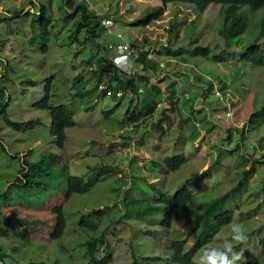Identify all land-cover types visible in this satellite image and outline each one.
<instances>
[{"label":"rangeland","instance_id":"rangeland-1","mask_svg":"<svg viewBox=\"0 0 264 264\" xmlns=\"http://www.w3.org/2000/svg\"><path fill=\"white\" fill-rule=\"evenodd\" d=\"M75 1L85 2L91 10L113 20L115 33H122L135 47L155 45L160 59L165 62V67H160V74H150L141 62L134 63L132 72L151 75V82L165 91L154 115L140 123H128L125 120L128 111L150 101L155 93L142 86L140 100L133 99L135 95L130 93L118 96L114 90L110 95L103 94L110 84V76H104L98 83L92 72L98 68V60L103 54L116 63L117 46L123 42L116 34L107 32L102 22L104 17L100 16V21L105 31L100 33L98 28L95 29L96 42L92 41L96 35L88 34L87 29L77 34L80 40L75 41L80 18L66 19L69 13L66 0H0V139L4 142L3 147L0 146V189L6 193L11 182L20 176L25 152L32 153L31 160L57 152L60 163H66L72 175L82 178H88L104 165L118 169L104 177L90 193L71 199L65 207L68 226L59 241L48 238L53 221L51 199L46 207L48 210H27L36 212L42 221L29 227L30 230L20 229L17 222H8L12 220L6 219L7 214L0 213V220L4 219L0 226V264H25L36 257L54 259V256L62 264H86L81 245L89 239V233L80 228V222L89 212L106 208V212L114 213V219L101 222L100 235L104 233L112 245V264H134L137 260L138 264H171L161 230V216L127 213L122 206L124 189L136 193L137 198L152 199L153 193L137 190L131 182L156 183L175 194L189 186L190 178L206 174L200 186L194 188L196 193L217 195L226 192L252 168V159L247 161L242 151L237 150L240 144L247 147L243 149L245 154L261 159L255 174L251 175L249 189L241 195L242 201L239 208L237 204L233 222L245 228L248 242L232 241V244L242 255L236 264L255 261L263 253L258 239L264 236V192L259 195L264 190V140L263 145L260 144L264 139V127L253 131L246 128V124L252 113L264 104V68L248 65L238 55L252 36L244 35L239 45L238 39H234L228 46L217 32L222 26L220 5L211 6L202 14L190 4H171L160 20L147 27H136L133 23L162 4L157 0ZM42 5L47 7L52 18L48 51L44 49L46 44L40 34ZM17 13L19 17H16ZM198 46L210 47L209 55H198L195 52ZM107 47L109 51H105ZM166 50L176 51L177 57H169ZM223 52L227 56L221 60L215 58ZM79 74L83 75L84 83L75 86ZM50 78H53L54 105L76 108L77 125L67 129L64 151L55 150L53 146L49 113L35 107V103L42 100ZM210 83H213V89L208 92ZM173 90L176 96H173ZM77 91L85 94L73 99ZM172 101L176 103L174 111L170 110ZM91 107L94 109L89 110ZM164 111L171 117V120L163 121L165 135L157 126ZM108 113L111 115L106 118ZM6 117L16 122L38 123L19 131L7 124ZM229 130L233 131L232 137ZM244 130L248 139L242 141ZM257 146L259 152H255ZM183 152L189 162L177 171L148 167L155 161L162 163L166 155ZM219 158L221 164H215ZM125 179L126 185H118ZM0 204H6L3 206L6 213L10 206L5 201ZM233 224L206 245L196 256V261L200 262L205 250L221 248L225 241H231ZM11 226L14 227L12 230L8 228ZM173 227V237L184 233L177 218ZM29 236L33 239L29 240ZM15 246L19 247L18 251L14 250ZM103 248L100 246V250ZM154 257L161 260L155 262ZM145 258L150 261L146 262Z\"/></svg>","mask_w":264,"mask_h":264},{"label":"trees","instance_id":"trees-1","mask_svg":"<svg viewBox=\"0 0 264 264\" xmlns=\"http://www.w3.org/2000/svg\"><path fill=\"white\" fill-rule=\"evenodd\" d=\"M162 6L155 8L148 12L142 19L137 20L134 24L136 27H147L160 20L166 8L171 4H190L197 8L200 13H205L211 6L220 5L222 7L219 16L222 19V26L218 27L217 32L230 46L231 41L238 39L236 43L239 45L244 35L252 36L251 41L244 45L238 55H241V59L248 65L255 68H264V0H157ZM66 7L69 11L67 20L80 18L77 24L76 34H74L75 41H79V34L85 29L88 30V34L94 35L96 28L99 32H104L105 28L101 27L100 15L89 8L85 2L77 3L75 0H66ZM40 34L44 40V49L48 51V41L51 37L50 28L52 26V18L48 13L46 6L42 5L40 13ZM78 34V35H77ZM92 41L96 42L97 34ZM178 35L175 40H177ZM134 46V45H133ZM210 47L198 46L195 52L201 56L209 55ZM105 51H109V48H105ZM242 51H245L243 54ZM169 57L176 58L177 52L166 50L164 51ZM76 54H79L77 52ZM158 55H160L158 51ZM78 56V55H77ZM146 53L142 54L141 59L138 62L143 63L146 68L149 69L150 74H160V65L155 61H148ZM218 60H221L227 53L223 52L215 55ZM97 58V55L93 59ZM175 60V59H174ZM98 68L92 72L97 77L98 83L104 76H110V84L102 91L103 94L109 95L114 90L118 96L125 94L135 95V98L141 99V87H146V90L153 91L155 96L150 101L145 102L142 105H138L133 110L128 111L125 116V120L128 123L135 124L140 123L145 118H148L155 114L158 106L160 105V97L164 93V89L157 84H154L150 80L149 74H129L122 71L113 58L103 54L98 60ZM121 73V74H120ZM51 79V80H50ZM48 79V83L44 89V96L41 101L35 103L36 109H42L49 113L51 118V136L53 138V146L55 150H65L67 144V129L74 128L77 125L75 120L76 108L67 107L65 105H54L53 101V78ZM115 82V84H113ZM83 75L79 74L75 80V86L83 84ZM97 89L99 85L97 84ZM169 88V87H167ZM145 89L143 91H145ZM213 89V83L209 84L208 92ZM85 94L77 91L73 94V99L77 96ZM173 96H176L175 90H173ZM176 103L171 102L170 110H175ZM91 107L89 110H93ZM6 111V107H3ZM2 111L0 110V114ZM163 118L158 123V130L165 135L166 129L162 127L163 121L171 120V117L164 111ZM110 113L106 115V118L110 117ZM5 121L9 126H14L17 130H22L25 126L33 127L38 121L28 122H16L6 117ZM187 122L189 121L186 120ZM251 128L253 131L260 130L264 127V104L257 110H255L250 120L246 124V128ZM242 141L248 139L246 137V130L243 131ZM229 135L233 136V131L229 130ZM230 141L232 138L229 139ZM264 139L260 140L262 144ZM4 142L0 139V146L3 147ZM244 145H238L237 150L243 153V158L247 161L252 159L253 164L250 170H246L242 179L238 184L229 189L226 192L214 193H196L194 188L200 186L206 174L197 175L190 178L187 183L189 186L180 189L175 194L168 193L164 187L157 185L156 183L148 185L142 184L137 180L132 181V185L140 191H147L153 193V198H137L136 193H129L124 189V196L122 206L127 213H136L144 217L149 216H161V230L163 233L164 244L168 249V256L171 264H200L196 261V256L205 248L206 245L212 243L216 236H218L225 227L233 224L236 216L239 203L242 201L241 195L244 191L249 189V180L251 175L255 174L260 159H256L254 156L250 157L243 152ZM262 147V146H261ZM247 148V147H246ZM260 147H255V152H259ZM241 150V151H240ZM230 154H233L231 151ZM32 153L25 152L23 154V169L20 176L13 182H11L9 189L4 193L0 189V202L5 201L10 206L6 208L4 212L3 206L6 204H0V213L7 214L6 219L12 220L8 222H17L18 226L29 229L31 226H36L37 222L42 223L36 212H29L27 210L39 211L48 210L46 208L49 200L53 201V206L50 209V215L52 217L51 227L48 231L49 239L51 241H59L63 238L68 226V218L65 207L76 195H86L90 193L101 180L114 174L118 169L115 166L104 165L94 174L88 178H82L74 176L69 171V166L66 163H60L61 158L54 152L51 156L46 154L41 155L35 160H31ZM220 159V158H219ZM218 159V160H219ZM264 159V155H262ZM246 161V162H247ZM189 162V157L183 152L178 155L169 156L166 155L162 163L152 162V167L162 170H174L177 171L185 164ZM221 159L215 164H221ZM240 163V162H239ZM215 165L209 168V171L214 168ZM146 171L149 169L146 166ZM207 171V172H209ZM206 172V173H207ZM120 181L118 185L123 187L127 183ZM150 189V191H148ZM146 192V193H147ZM264 192L261 191L259 195ZM236 199V202H233ZM238 204V208H237ZM105 210L95 209L89 212L88 216L82 217L80 222V228L84 232L89 233V239L81 246L85 250L84 258L86 264H112L114 262V254L112 251V245L107 242V237L104 233L100 235V224L102 221L109 219L113 221V212H106ZM33 215L30 217L29 215ZM177 218V223L182 225L184 233L182 235L177 234L173 237L171 235L174 230L173 223ZM0 220V226H2ZM114 222L112 223V225ZM12 230L14 227H8ZM30 230V229H29ZM32 240L31 237H28ZM190 239L192 241L190 242ZM248 242V240H247ZM258 242L262 246L263 253L255 259L246 264H264V236L258 239ZM1 244V243H0ZM245 244V243H243ZM100 246H104L103 250H100ZM237 250L238 247H234ZM15 251L19 250L18 246L14 247ZM0 245V261L1 256ZM149 262V258L144 259ZM155 262L161 260L160 257H154L152 259ZM25 264H62L59 259L52 258H40L36 257ZM134 264H138V260Z\"/></svg>","mask_w":264,"mask_h":264},{"label":"built area","instance_id":"built-area-1","mask_svg":"<svg viewBox=\"0 0 264 264\" xmlns=\"http://www.w3.org/2000/svg\"><path fill=\"white\" fill-rule=\"evenodd\" d=\"M101 16V15H100ZM103 18L102 22L107 32L110 34H116L120 39L123 40L120 46H117V51L119 55L116 57L117 66L125 72L133 73V65L137 63L143 53H146V58L148 61H155L160 65V67H165V62L162 61L158 55L157 47L155 45H149L142 48H137L133 46L132 43L126 41L122 33H115L113 30L114 22L111 19H107L105 16H101ZM167 46V45H166ZM112 48V46L110 47ZM129 70V71H128Z\"/></svg>","mask_w":264,"mask_h":264},{"label":"clouds","instance_id":"clouds-1","mask_svg":"<svg viewBox=\"0 0 264 264\" xmlns=\"http://www.w3.org/2000/svg\"><path fill=\"white\" fill-rule=\"evenodd\" d=\"M232 239L225 241L221 248H211L204 251L200 257V264H236L242 259L241 253L234 250L232 241L237 243H246L248 234L240 224L231 226Z\"/></svg>","mask_w":264,"mask_h":264},{"label":"crops","instance_id":"crops-1","mask_svg":"<svg viewBox=\"0 0 264 264\" xmlns=\"http://www.w3.org/2000/svg\"><path fill=\"white\" fill-rule=\"evenodd\" d=\"M66 3V2H65ZM33 8V7H32ZM15 17V16H14ZM16 17H19V14L17 13V15H16ZM20 19V18H19ZM34 31V34H36L37 32H36V30H33ZM11 34H12V32H11ZM34 37H32V39H33ZM118 55H119V53H118ZM170 72V71H169ZM154 97H152V99H153Z\"/></svg>","mask_w":264,"mask_h":264}]
</instances>
